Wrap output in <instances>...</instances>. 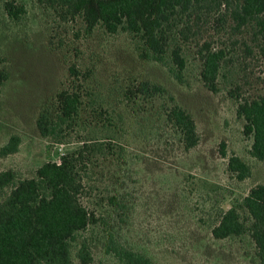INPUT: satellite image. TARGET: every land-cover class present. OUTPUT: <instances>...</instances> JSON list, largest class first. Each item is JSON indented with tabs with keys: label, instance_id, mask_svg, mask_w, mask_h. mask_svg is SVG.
<instances>
[{
	"label": "rangeland",
	"instance_id": "1",
	"mask_svg": "<svg viewBox=\"0 0 264 264\" xmlns=\"http://www.w3.org/2000/svg\"><path fill=\"white\" fill-rule=\"evenodd\" d=\"M8 4L17 16L8 14ZM252 32L229 28L215 35L227 60L220 91L212 93L195 49L179 82L165 64L142 60L127 32L109 34L100 26L89 32L81 17H65L38 0H0V72L8 74L0 91V151L12 136L21 139L17 153L0 154V172H14L16 182L32 179L83 141L104 146L92 158L83 199L98 222L77 234L74 264H82L83 245L94 264H121L107 252L112 236L153 264H262L249 234H212L224 212L244 211L243 199L264 185V162L252 158L253 137L245 136L246 122L237 115L239 99L264 95V62ZM74 82L84 103L81 123L64 136L43 137L40 113ZM134 82L160 85L168 96L130 100L125 91ZM170 97L196 122L200 143L194 149L185 150L182 132L168 120ZM222 143L229 156L251 166V178L239 181L228 171Z\"/></svg>",
	"mask_w": 264,
	"mask_h": 264
},
{
	"label": "trees",
	"instance_id": "2",
	"mask_svg": "<svg viewBox=\"0 0 264 264\" xmlns=\"http://www.w3.org/2000/svg\"><path fill=\"white\" fill-rule=\"evenodd\" d=\"M38 2L50 9H60L65 17H81L89 32L99 26L109 34L127 32L135 41L142 60L165 64L179 82L184 80L189 49H195L193 55L202 64L201 79L212 93L220 91L221 71L227 60L226 50L216 47L215 35L229 28L237 33L250 27L255 48H249L247 43L245 46L250 55L253 49H258L264 62V0ZM6 11L12 17L18 14L12 4L6 5ZM70 73L72 78L79 76L73 68ZM7 80L8 74L0 72V91ZM75 84L60 92L40 113L38 129L43 137L64 136L81 123L84 103ZM165 96L168 93L164 87L150 82H134L125 91V97L130 100ZM170 100L172 105L166 110L168 120L182 132L185 150L196 148L200 136L194 118L173 97ZM237 115L246 122L245 136L253 137L252 158L264 162V95L239 99ZM20 143L19 136H12L0 154L17 153ZM103 150V145L83 141L82 147L62 156L59 163L48 162L37 170L35 178L19 182L14 172H0V264H74L71 245L77 234L98 222L83 199L92 158ZM220 153L228 159V171L237 180L251 178V166L236 154L229 156L225 143L221 144ZM242 207L244 211L233 207L224 212L212 234L216 239L249 234L264 264V185L252 188L243 199ZM107 252L121 264H153L148 256L125 247L113 236ZM79 259L82 264H94L86 245L81 247Z\"/></svg>",
	"mask_w": 264,
	"mask_h": 264
}]
</instances>
